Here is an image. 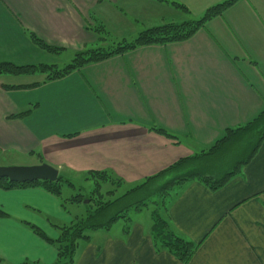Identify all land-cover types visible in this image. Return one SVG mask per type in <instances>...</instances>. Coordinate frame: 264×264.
I'll use <instances>...</instances> for the list:
<instances>
[{"label": "crops", "instance_id": "0c3cea01", "mask_svg": "<svg viewBox=\"0 0 264 264\" xmlns=\"http://www.w3.org/2000/svg\"><path fill=\"white\" fill-rule=\"evenodd\" d=\"M225 1L0 0V63L60 67L146 29L203 17ZM233 5L187 40L138 47L59 80L1 74L0 159L14 155L23 162L10 167L51 164L59 171L64 162L79 169L88 161L93 169L113 168L142 181L208 151L228 129L264 110V0ZM235 9H243L240 19ZM30 34L59 52L39 48ZM35 83L40 86L27 88ZM35 156L40 163L26 162ZM64 203L39 187L0 190L5 257L54 264L55 246L26 225L58 238L50 220L68 226L81 214ZM168 216L173 231L198 246L187 264H264V141L220 190L187 184ZM123 227L114 234L113 226L94 231L75 264H183L155 246L152 226L135 221Z\"/></svg>", "mask_w": 264, "mask_h": 264}, {"label": "trees", "instance_id": "16d2710c", "mask_svg": "<svg viewBox=\"0 0 264 264\" xmlns=\"http://www.w3.org/2000/svg\"><path fill=\"white\" fill-rule=\"evenodd\" d=\"M237 1L228 0L211 7L200 20L146 29L132 41L123 40V42L113 43L107 48L81 52L76 55L70 64L63 68L56 65L19 67L0 63V75L41 73L45 76L44 82L54 81L62 79L72 72L79 71L87 64L101 62L113 56L122 55L138 47L184 41L192 37L207 22L222 16L225 10ZM180 7L187 10L183 6ZM30 38L35 45L44 51L57 54L60 50L46 45L34 34H30ZM37 86H40V83L29 85L27 88ZM155 131L168 138H174L163 129H156ZM263 141L264 110L247 125L236 129H228L226 135L208 151L181 159L158 175L145 179L141 184L128 190L123 196L118 197L116 195L118 191L116 188L109 189L105 186L111 180L107 172H90L88 178L95 177L90 179L94 185L89 189L84 188L85 192H80L66 200L72 205L84 206V213L76 216L74 221L68 226L59 227L50 223L60 233L56 239L49 238L35 226L29 224L27 226L46 243L55 246L58 258L54 264H75V254L81 243L90 240V232L109 230L118 220L125 219L127 221L129 210L135 208L139 211L142 207L148 206L147 204L150 202L160 207L159 210L162 209V216L158 214L153 216L151 236L155 246L160 250L169 251L180 259L183 264H187L192 259L198 246L173 231L168 216L170 206L181 190L190 182H200L211 191L220 190L254 158ZM64 183L68 182L60 176L55 182L36 181L25 184L12 183L8 179H0V190L9 191L39 187L47 193L61 198ZM111 184L117 187L121 185L120 182H112ZM67 185L73 186L70 183ZM64 204L66 205V202ZM0 217H5V214L1 211ZM126 226L127 229L130 227L128 224ZM0 263H2L1 258ZM20 264L38 263L23 262Z\"/></svg>", "mask_w": 264, "mask_h": 264}, {"label": "rangeland", "instance_id": "374dc122", "mask_svg": "<svg viewBox=\"0 0 264 264\" xmlns=\"http://www.w3.org/2000/svg\"><path fill=\"white\" fill-rule=\"evenodd\" d=\"M235 4V3H234ZM234 6V5H233ZM230 8V7H229ZM181 11V10H180ZM235 13H237V15L239 16V19L243 16V14H241L243 12V9H240V10H234ZM224 14V13H223ZM227 15V14H225ZM190 17L188 15V19L193 21L194 19ZM195 20H200V18H196L194 17ZM246 24V23H245ZM140 33H138L136 36H134L132 39H128V41H132L133 39H135ZM112 36V35H110ZM120 42H123V39L120 40ZM114 44H117V43H114ZM112 45V44H111ZM110 45V46H111ZM109 47V46H108ZM74 59V58H73ZM71 59H68L66 60L65 62L66 63H62L60 68H63L65 67L66 65L70 64L71 63ZM35 80V79H34ZM33 80V81H34ZM9 158L6 159V160H1L0 159V167L3 166V167H10L11 163L12 162L13 164L15 163H18V165H20L21 162V159L20 158H16L14 155L12 156H8ZM20 159V161L18 160ZM81 160L79 162H83L84 159L80 158ZM18 160V161H16ZM8 161V162H7ZM14 161V162H13ZM27 163L31 162L32 164H35V163H40L41 162V159H39V156H35L33 159L31 160H27L26 161ZM52 164H55L53 163L52 161H50ZM22 164V163H21ZM50 166L54 167L53 165L49 164ZM230 165V163H229ZM13 166V165H12ZM93 165H91V163H89L88 161L83 164V165H80L78 166L79 169H75L73 167H70L68 163L64 162L63 164V169L61 171H59L60 173V177H62L65 181H67L68 183H70L71 185L73 186H68L67 184L68 183H64L63 184V194H62V199L66 202L68 208L74 213V214H79V213H84L83 212V207L84 206H77L75 207L74 205H72L70 202H67L66 200L67 199H70L72 198L73 196L77 195L78 193H83L85 192L84 191V188L86 189H89L92 185H94L93 181L90 180L91 178H95V177H91V178H88L89 177V173L90 172H107L109 174V176L111 177L110 181L107 182L105 184V186L109 189H112V188H116L118 191L116 193V195L118 197L120 196H123L124 194H126V192L128 190H130L131 188L139 185L142 183V181L144 180H140L138 179V181H131L129 180L128 178L125 177L124 174H122L120 171H117L113 168H106L104 170H101V169H93L94 167H92ZM229 167V166H228ZM56 168V167H54ZM57 169V168H56ZM101 170V171H100ZM89 179V180H87ZM118 183L120 182L121 185L120 187H117L116 185L114 184H111V183ZM157 189V188H155ZM91 191V189H90ZM151 200H153V198H151ZM148 206L146 207H142L141 210H137V209H131L129 210V217L127 219V221L125 219H121V220H118L116 225L113 226V229L111 230L112 233H117L118 231L120 232L122 230L121 227L125 228L126 224L128 225H131L132 223H134L135 221H141L142 224H145L147 226H152L153 225V216L158 214L160 216H162L161 214V211L162 209L159 210L160 207L154 205V203H150L148 202L147 204ZM78 208V209H77ZM158 210V211H157ZM29 212H31L32 214H34V212L32 210H27ZM156 212V213H155ZM36 215H38L39 217H41L44 221H47L48 218L43 216L42 213L40 211H36ZM49 221V220H48ZM126 221V222H125ZM50 222L54 225H57L59 226L58 224H56L55 222H53L52 220H50ZM27 226V225H26ZM63 225H60L59 227H62ZM58 232V231H57ZM59 234V233H58ZM89 235L93 236V232H90ZM1 243V241H0ZM85 245L84 242L81 243L80 246H83ZM6 245L4 244L3 248L5 249ZM3 249V250H4ZM3 250L0 248V258L2 260V263L0 264H15L14 262L10 261L9 258L5 257L4 253H3ZM26 262H30V261H26Z\"/></svg>", "mask_w": 264, "mask_h": 264}, {"label": "water", "instance_id": "95a60500", "mask_svg": "<svg viewBox=\"0 0 264 264\" xmlns=\"http://www.w3.org/2000/svg\"><path fill=\"white\" fill-rule=\"evenodd\" d=\"M59 178L58 169L41 164L32 167H0V179H8L12 183L25 184L36 181L55 182ZM88 203V201H86Z\"/></svg>", "mask_w": 264, "mask_h": 264}]
</instances>
